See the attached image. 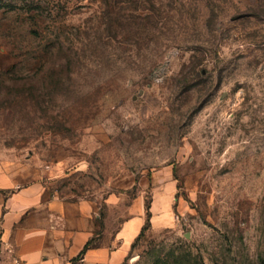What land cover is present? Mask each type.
Here are the masks:
<instances>
[{"label": "rangeland", "instance_id": "obj_1", "mask_svg": "<svg viewBox=\"0 0 264 264\" xmlns=\"http://www.w3.org/2000/svg\"><path fill=\"white\" fill-rule=\"evenodd\" d=\"M139 1L0 0V160L111 264H264V0Z\"/></svg>", "mask_w": 264, "mask_h": 264}, {"label": "crops", "instance_id": "obj_2", "mask_svg": "<svg viewBox=\"0 0 264 264\" xmlns=\"http://www.w3.org/2000/svg\"><path fill=\"white\" fill-rule=\"evenodd\" d=\"M25 178L24 169L0 160V264H71L95 234L91 212L76 204L69 221L70 205L43 180ZM121 243L115 254H125L131 240ZM84 256L87 262L111 264L110 242L86 249Z\"/></svg>", "mask_w": 264, "mask_h": 264}, {"label": "trees", "instance_id": "obj_3", "mask_svg": "<svg viewBox=\"0 0 264 264\" xmlns=\"http://www.w3.org/2000/svg\"><path fill=\"white\" fill-rule=\"evenodd\" d=\"M121 2L125 3L126 5H128V7H127L128 11L137 12L138 10H140L141 13L143 15L147 16L149 19L152 18V14H154V11L156 10L155 9V4L153 2H150V5H146L147 3H143V2L141 3V1H139V0H126V1H122L121 0ZM140 4H141L142 7H141V9H138ZM111 10H109V12L112 13V12H114L115 8L111 9ZM88 248H89V244L85 247L84 251L80 254V256L84 255L85 250L88 249Z\"/></svg>", "mask_w": 264, "mask_h": 264}]
</instances>
